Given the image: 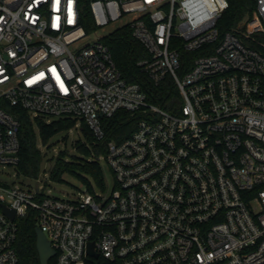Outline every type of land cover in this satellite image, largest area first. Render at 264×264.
Listing matches in <instances>:
<instances>
[{"label":"built area","instance_id":"obj_1","mask_svg":"<svg viewBox=\"0 0 264 264\" xmlns=\"http://www.w3.org/2000/svg\"><path fill=\"white\" fill-rule=\"evenodd\" d=\"M253 4L245 33L264 44V0ZM226 7L0 0V99L47 121L82 120L97 139L102 118L142 111L131 134L100 156L114 178L107 196L85 189L70 201L43 194L38 178L36 191L0 181V264H17L16 219L29 210L54 264H264V53L232 29L218 32ZM120 26L146 50L141 71L155 84L172 78L181 100L172 112L120 75L103 42ZM182 51L191 53L187 68ZM18 127L0 106V164L17 162Z\"/></svg>","mask_w":264,"mask_h":264},{"label":"trees","instance_id":"obj_2","mask_svg":"<svg viewBox=\"0 0 264 264\" xmlns=\"http://www.w3.org/2000/svg\"><path fill=\"white\" fill-rule=\"evenodd\" d=\"M227 7L221 13L216 28L221 34L226 30H234L241 43L264 53L263 37L260 33H245V23L251 17L254 7L253 0H226ZM87 14L81 20L85 31H89L90 23ZM110 50L115 66L120 75L128 82L137 83L145 93L147 102L157 105L167 111H173L181 103L172 78L168 75L158 83H153L146 73L141 71L137 61L147 56L143 45L133 38L127 26L116 27L103 38ZM191 53L181 52V65ZM183 61V62H182ZM0 106L19 121L17 131L18 151L15 170L27 180H35L41 172H47L48 178L62 181L63 174H69L79 179L93 192L92 184L99 189L104 188L100 156L105 153L106 143L110 140L118 142L128 137L135 129L137 121L142 117V111L117 110L112 116L102 118L103 137L97 139L87 125L72 117L50 118L48 121L41 115L30 116L24 109L9 105L0 99ZM78 122V126L75 124ZM76 128L81 138L73 148L74 154L60 150L56 157L51 153L53 138L70 128ZM64 141L66 136H63ZM81 155V157H80ZM81 158L83 162L77 161ZM88 158L89 160H86ZM43 162H52L51 166L43 168ZM17 234L14 248L17 254V264H39L35 248V213L29 210L23 217L16 219ZM47 264H54L50 258Z\"/></svg>","mask_w":264,"mask_h":264},{"label":"rangeland","instance_id":"obj_3","mask_svg":"<svg viewBox=\"0 0 264 264\" xmlns=\"http://www.w3.org/2000/svg\"><path fill=\"white\" fill-rule=\"evenodd\" d=\"M89 37L84 39L83 41H88ZM82 41V42H83ZM81 42V43H82ZM58 117H53L52 119H56ZM75 126H78L75 124ZM63 136H66V140L64 141ZM81 138L78 134V130L74 128H70L68 132L58 133L54 138L53 147L51 149V153L56 157L57 153L61 150H65L68 154H74L76 151L73 146L79 142ZM81 157V155H80ZM86 160H89L86 158ZM77 161L83 162L81 158H78ZM52 162H43V168L47 170L51 166ZM102 176L104 180V188L99 189L96 188L93 184L91 185L93 189L102 190L104 196H107L111 189L114 186V178L109 170L106 162L103 159H100ZM47 172H41L38 176L39 184L41 187V192L45 195L54 196L58 198H63L66 200H76L80 198V194L84 192L86 186L77 178L69 175L63 174L62 181L56 182L48 178ZM0 181L3 182L8 187L13 185L20 187H29L33 186L35 180H27L21 175H18L14 165L0 164ZM88 191V190H87Z\"/></svg>","mask_w":264,"mask_h":264},{"label":"water","instance_id":"obj_4","mask_svg":"<svg viewBox=\"0 0 264 264\" xmlns=\"http://www.w3.org/2000/svg\"><path fill=\"white\" fill-rule=\"evenodd\" d=\"M34 190H37V183H34ZM2 212L10 219L14 218V211L5 205L1 206ZM35 233V248L39 260V264H47L48 260L54 255V250L50 247L47 237L44 233L36 226L34 228ZM87 251L93 257H96V253L92 251V242H88Z\"/></svg>","mask_w":264,"mask_h":264}]
</instances>
